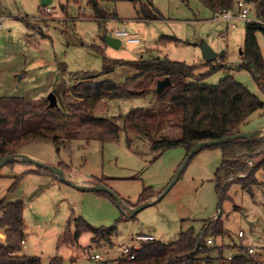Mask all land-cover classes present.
I'll return each mask as SVG.
<instances>
[{
    "label": "rangeland",
    "instance_id": "obj_1",
    "mask_svg": "<svg viewBox=\"0 0 264 264\" xmlns=\"http://www.w3.org/2000/svg\"><path fill=\"white\" fill-rule=\"evenodd\" d=\"M48 6L50 12L42 0H0V96H21L35 104L49 103L50 92L58 97L52 113L27 115L26 127H54L61 137L59 144L32 141L19 152L63 168L68 179L74 177L80 184L105 183L123 202L120 206L105 191L78 189L22 159L6 164L0 169V200L24 203L23 252L41 257L44 264L54 256L62 257L63 264H74L72 258L75 264H97L91 258L96 253L102 256L98 264H118L123 247L131 245L136 235H154L170 243L191 226L203 232L216 215L226 233L211 235L215 241L211 246L221 252L213 249L204 256L213 258V264H231L229 256L234 258L240 246H253V256L264 264V167L254 171L255 181L249 186L234 181L224 193L218 192L216 172L223 149L207 146L190 160L170 191L154 202L152 197L163 194L187 151L178 146L158 153L151 147V138L163 134L179 138L180 125L172 120L146 138L126 122L127 113L135 107L161 109L156 89L163 79L156 72L141 74L127 64L137 63L142 55L201 63L204 42L223 55V61H217L226 66L207 82L233 75L264 101L253 71L239 68L244 63L247 21L237 20L238 27L232 28L202 0H51ZM251 16L256 17L254 6ZM122 28L138 34L141 42L129 43L120 37V47L108 44L107 37ZM258 40L264 57L263 32L258 33ZM117 62L126 64L116 65L102 79L124 84L139 95L105 99L96 105V116L111 117L121 127L119 141L103 142L97 137L100 130L83 126L70 107L75 101L70 88L82 73L100 72ZM247 130H257L260 137L264 109L248 118L242 126V131ZM252 159L256 164L262 160L257 155ZM142 198H148L143 201L148 206L135 214L126 213V206H138ZM83 224L115 229L110 239L96 240L94 231L80 230ZM240 231L244 236L240 237ZM6 240L5 230L0 229V242Z\"/></svg>",
    "mask_w": 264,
    "mask_h": 264
},
{
    "label": "trees",
    "instance_id": "obj_2",
    "mask_svg": "<svg viewBox=\"0 0 264 264\" xmlns=\"http://www.w3.org/2000/svg\"><path fill=\"white\" fill-rule=\"evenodd\" d=\"M202 1L213 12L235 6L234 0ZM246 1L254 6L256 16L264 20V0ZM259 32L264 33V24L259 21L247 22L245 45L242 50L244 63L239 68L253 71L264 92V57L258 40ZM124 64L126 63L117 62L100 72L82 73L80 81L70 88V94L75 99L70 107L79 115L83 126L100 130L97 137L103 142L119 141L121 127L111 117L96 116L93 113L96 105L105 99L112 100L139 95L124 84L108 78L102 79L108 73L115 71L116 65ZM127 65L141 74L156 72L160 77L170 76L172 80L171 86L162 93L156 94L161 109L138 106L126 115L127 124L140 137L146 138L150 137L154 130H162L172 120L179 123L181 128L179 138H173L169 134H163L157 139L151 138V147L158 153L178 146L185 147L188 153L200 141L223 138L241 132L248 118L256 111L264 109V101L250 91L246 85L236 80L233 75H228L217 83L207 82L211 74L226 68L217 60L188 64L158 55L148 57L142 55L140 61ZM203 68L207 69L200 72ZM62 93L65 95L66 90L63 89ZM56 109V112H61L60 107ZM53 110L49 107L48 101L35 104L21 96H0V156L17 153L32 141H54L59 144L61 137L54 127L44 126L32 130L26 127L27 115H46L52 113ZM220 146L223 149V161L216 172L218 192L223 191L224 193L234 181H242L246 187L255 181L254 171L259 167H264V141L239 138L220 144ZM256 155L261 156L262 160L258 164L254 162L251 166L247 159ZM242 173H247V175L242 177ZM234 176L235 180L234 178L229 180ZM147 199L142 198L140 203ZM23 209L24 203L21 200L12 202H6V199L0 200V229H4L7 235L6 242H0V264H44L39 256L13 254L22 250ZM114 229L113 227L102 230L83 224L80 230H92L96 233L95 239L100 240L110 239ZM225 233L220 219L215 218L206 225L203 236H201L202 232H197L191 226L183 230L176 241L165 243L156 240L141 250L135 251L134 259L123 258L118 261V264H209L213 262V258L204 256V254L213 249H219V247L208 245L207 237L220 236ZM238 250L231 264H248L249 262L261 264L249 248L240 246ZM48 264H63V259L54 257Z\"/></svg>",
    "mask_w": 264,
    "mask_h": 264
},
{
    "label": "water",
    "instance_id": "obj_3",
    "mask_svg": "<svg viewBox=\"0 0 264 264\" xmlns=\"http://www.w3.org/2000/svg\"><path fill=\"white\" fill-rule=\"evenodd\" d=\"M50 2H51V0H42V4L44 6H48V4H50ZM106 40H107L108 44L115 46L117 48L120 47V45H121V40L118 38H115L113 36L107 37ZM201 50H202V54H203V57H204L206 62H213V61L217 60L220 56H223L222 54H219L211 45H209L206 42L201 44ZM171 85H172V80H171L170 76H166L165 78L160 79L157 82L156 92L160 94L167 87H169ZM48 100H49V107L50 108H55L58 106V97H57L55 92L49 93ZM258 135H259V133L257 130H247V131H241V132H238L235 134H231V135H228V136L223 137V138L203 140V141L196 143L188 151V153H187L185 159L183 160L180 168L178 169L177 173L175 174V176L173 177V179L171 180V182L169 183V185L167 186V188L165 189L163 194L161 196L157 197L156 199H154V202L162 199L170 191V189L177 182L178 178L181 176L182 172L184 171V169L186 168V166L188 165L190 160L195 156V154L197 152H199L204 147L220 145V144H223V143L228 142L230 140H236L239 138L261 139L264 141V132L260 134V137ZM18 159H22L25 162L32 163V164L38 166L39 168L49 170L50 172L57 174L62 180H64L68 184H70V185H72L78 189H81L84 191H105V192L109 193L120 206L122 205V202H123L122 197L117 192H115L112 188H110L107 184L102 183V182H97V183L92 184V185H83V184L74 182L73 180L68 179L63 168H61L59 166H52V165H50L44 161L33 158V157L23 153V152H17V153L9 154L6 156H0V169L4 165L9 164L11 162H14ZM148 205H149L148 202H143V203L139 204L138 206H134V207L126 206L125 209L128 212L135 214ZM209 264H212V263H209Z\"/></svg>",
    "mask_w": 264,
    "mask_h": 264
},
{
    "label": "built area",
    "instance_id": "obj_4",
    "mask_svg": "<svg viewBox=\"0 0 264 264\" xmlns=\"http://www.w3.org/2000/svg\"><path fill=\"white\" fill-rule=\"evenodd\" d=\"M235 6L229 9H222L217 12H215V17L217 19H223L227 20L231 25L232 28H237V20H245L247 22H252V21H259L262 24H264V20L261 18L252 17V5L248 3L246 0H235L234 1ZM46 12H50L51 8L49 6H46L45 8ZM3 28V18L0 15V29ZM113 37L115 38H120V37H125L129 43H138L141 42V39L138 34L136 33H131L129 32L126 28L118 29L113 32L112 34ZM248 162L250 165H253L254 161L252 158L248 159ZM126 212H128L126 210ZM205 233V230L202 232L201 236H203ZM240 237L244 236L243 231L239 232ZM158 240L155 236L153 235H148V234H138L133 239L131 240V245H125L123 247V253L121 258H126V259H134L136 254L135 251L141 250L144 246L147 244L154 242ZM26 240L24 239L22 241L23 244H25ZM215 241L213 237H207V244L208 245H214ZM251 253L255 252L254 247L249 248ZM19 252H14L13 254H17ZM93 259L95 260H102V256L98 253L92 256ZM229 259H233V256H229ZM98 264V262H97Z\"/></svg>",
    "mask_w": 264,
    "mask_h": 264
},
{
    "label": "crops",
    "instance_id": "obj_5",
    "mask_svg": "<svg viewBox=\"0 0 264 264\" xmlns=\"http://www.w3.org/2000/svg\"><path fill=\"white\" fill-rule=\"evenodd\" d=\"M234 1H235V0H234ZM0 30H1V29H0ZM220 57H222V56H220ZM220 57H219L217 60H218V61H223V60H220ZM203 62H206L205 59H204ZM64 171H65V170H64ZM65 174H67L66 171H65ZM70 175H71V174H70ZM71 176H73V175H71ZM244 176H246V175L244 174L242 177H244ZM79 179H81V178H79ZM71 180H72V179H71ZM73 181H75V182H77V183H81V182H79L77 179L74 180V177H73ZM157 197H158V195H154L152 198H153V200H154V199H156ZM147 200H148V199H147ZM216 217H217V216L215 215V216L212 218V220L215 219ZM210 221H211V220H210ZM153 236H154V235H153ZM156 238H157V237H156ZM250 247H253V246H249L248 248H250ZM254 249H255V248H254ZM255 251H256V249H255ZM19 254H26V253H24L23 250H20V251H19ZM92 256H93V255H92ZM54 257H58V256H54ZM54 257H52V258H54ZM52 258H50V260H51ZM61 258H62V257H61ZM91 258H92V257H91ZM92 260H95V259L92 258ZM231 260H232V259H231ZM75 261H76L75 258H72V262H73L74 264H75ZM95 261L98 262V260H95ZM212 264H213V263H212Z\"/></svg>",
    "mask_w": 264,
    "mask_h": 264
}]
</instances>
